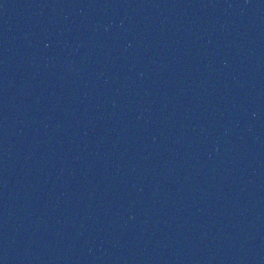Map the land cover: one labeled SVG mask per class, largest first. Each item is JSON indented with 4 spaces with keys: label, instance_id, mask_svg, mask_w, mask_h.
Here are the masks:
<instances>
[{
    "label": "water",
    "instance_id": "1",
    "mask_svg": "<svg viewBox=\"0 0 264 264\" xmlns=\"http://www.w3.org/2000/svg\"><path fill=\"white\" fill-rule=\"evenodd\" d=\"M0 264H264V0H0Z\"/></svg>",
    "mask_w": 264,
    "mask_h": 264
}]
</instances>
